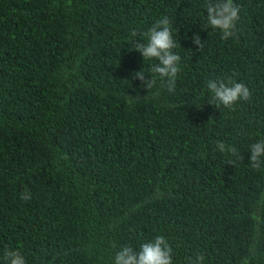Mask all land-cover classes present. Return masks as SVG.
<instances>
[{
	"label": "trees",
	"instance_id": "obj_1",
	"mask_svg": "<svg viewBox=\"0 0 264 264\" xmlns=\"http://www.w3.org/2000/svg\"><path fill=\"white\" fill-rule=\"evenodd\" d=\"M234 3L223 41L204 0H0V255L111 264L163 235L173 264H264V157L250 163L264 140V0ZM164 15L181 56L173 92L133 75L156 63L133 31ZM229 77L251 91L231 108L206 88Z\"/></svg>",
	"mask_w": 264,
	"mask_h": 264
},
{
	"label": "clouds",
	"instance_id": "obj_2",
	"mask_svg": "<svg viewBox=\"0 0 264 264\" xmlns=\"http://www.w3.org/2000/svg\"><path fill=\"white\" fill-rule=\"evenodd\" d=\"M203 8L207 10L206 26L218 31L221 40L229 41L234 37L236 22L239 20L240 9L234 0H204ZM132 36L140 37V40H132L131 47L139 51L144 61H156L150 64V73L143 69L133 73L134 77L143 82L144 86L151 90L159 82L160 87L173 92L176 82L181 73V56L175 51L179 45L173 36L172 22L167 15L157 19L147 31L137 34L133 31ZM192 41L198 47H203L199 33H195ZM158 78V79H157ZM207 91L211 94L212 100L231 108L240 100H249L251 91L242 82L232 77L228 81L209 79L206 82ZM139 96L123 95V102L133 105L138 102ZM216 148L220 152H228L232 156L238 155L235 146L226 145L223 141L216 142ZM250 163L253 168L259 169L261 157H264V140L258 141L250 147ZM234 161H229L233 163ZM22 199L30 198V195L21 196ZM204 257L197 254L193 264H202ZM0 260L4 264H26V260L16 250L5 249ZM111 264H173L171 247L163 235H158L150 241L142 243L138 249L132 246H122L116 252Z\"/></svg>",
	"mask_w": 264,
	"mask_h": 264
}]
</instances>
